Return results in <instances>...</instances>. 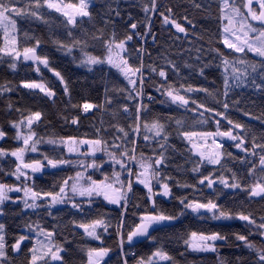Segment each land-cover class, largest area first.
<instances>
[{"label":"snow or ice","instance_id":"1","mask_svg":"<svg viewBox=\"0 0 264 264\" xmlns=\"http://www.w3.org/2000/svg\"><path fill=\"white\" fill-rule=\"evenodd\" d=\"M95 5L93 0H78L77 3L64 2V0H0V60H9L8 68L14 74L18 72V65L30 62L31 70L37 74L47 70L54 77V81L45 83L43 76L40 79H21L18 85L21 89L43 94L42 98L55 103L57 98V84L63 94L68 97L69 104L65 111H74L82 115H92L94 111H101L102 108H111L112 97L105 88V99L103 104H94L85 100L82 104H71V92L68 81L61 71L52 67L49 55L41 53L43 47L42 40L35 36L28 37L29 41H34L30 46L19 47L18 20L30 21L43 24L45 26L52 22L46 17L56 15L64 27L65 39L55 40L58 50L67 54H72L79 49L80 59L78 66L93 71L99 67L101 71L105 67L115 69L120 77L126 81L123 89L119 90L117 103H122L119 113L125 117H130L133 123L125 127H115L112 129L116 135L111 142L103 139L102 132L107 134L108 129H96V139H80L76 136L67 135L57 139H48L46 143L59 147L61 153L49 156L41 153L38 146L45 143L34 131V127L42 122L43 113L32 111L25 115L18 108H14L11 103L7 104L9 113L16 111L20 115L19 120L8 122V128L13 130V139L20 142L19 147L6 150L0 147V158H14L15 167L12 170L4 171L0 169V176L15 178V183L9 184L0 182V264H15L14 257L25 253L28 256L27 264H67L65 259L69 255L68 247L62 243H57L59 225L53 223L51 227L38 222L25 223L23 228L16 232L11 229L6 220L9 215L6 210L9 205L19 206L22 203L23 210L35 212H45L47 217L53 220V211L57 205L70 204L76 215L88 216L92 211L96 199H101L102 203L116 206L118 219L115 227V235L119 240V253L117 264H129V256L135 264H174L173 257L164 250L163 245L157 246L159 238L153 236L154 232L174 225L179 217L175 214H167L163 209H159L157 201L172 197V177L162 175V170L169 163L168 151H175L173 145L169 143L167 126L161 121L163 117H157L149 122L145 117L151 109L149 105L153 103L155 97L150 93L146 94L148 82L153 79L159 83L153 87L163 99L161 104L168 103L176 106L177 110L183 108L185 112L191 111L198 125H215V131H183L177 134L187 144L190 145L189 155L192 160L198 163L191 168V172L199 177L196 185L183 184L181 188H191L193 192L204 189L215 198L203 196L189 199L187 196L179 198V205L182 207L183 215L190 211L195 214L201 222L207 220L224 221L238 219L244 221L250 227H255L256 235L264 241V216L257 218L251 212L241 210L235 214L225 210L218 200L231 193L233 197L242 195L246 201L259 198L264 200V134L259 138L252 133L249 126L238 121L229 119L232 107L239 108L243 103L242 99L233 100L230 92L241 85L251 83L252 87L264 93V0H220L219 8L221 15L218 22L223 26L218 30L219 43L228 50L227 54L220 48L209 49V56L213 59L205 61L202 59L204 49L190 47L185 50L192 63H185L184 70L198 72L204 79L207 77V70L215 67L223 69V100L217 99L221 95L219 91L213 93L207 87H184L183 83L176 86L173 77H181V68L172 60L167 59L166 63L159 65L153 62L145 65L144 57L150 56L145 45L151 37V43L155 44L157 37L152 32V16L159 14L162 23L175 29L177 37L180 34L187 39L192 36L194 39H201L196 36L197 27L187 15L183 17L184 23L172 18L174 16L171 7H163L158 0H148L144 3L142 11L145 14V21L136 22L129 17L126 22V31L123 38L117 35L115 30L111 36H106L103 29H96L100 35L89 36L88 31L83 27L84 22L93 19L91 9ZM191 7L200 9V0H193ZM151 14V15H150ZM122 19L119 7L113 9L110 6L102 17V22L107 25L112 21L115 29V21ZM227 21V23H224ZM253 22H257L255 26ZM75 33H80L78 38ZM91 41L93 49L96 44H100L105 50L103 57L92 55L87 49ZM189 43H191L189 41ZM140 46L137 47L136 45ZM131 46V51L129 50ZM195 51L193 58L191 53ZM134 53V55H133ZM248 53H255L260 58L259 66L246 59ZM229 57H232L230 59ZM77 58L73 56V60ZM135 65V66H134ZM148 72L145 76L144 73ZM13 89L7 83L0 85V95H9ZM203 93L206 97H211L214 101L212 106H207L205 102L198 103L189 97L193 94ZM145 99L148 101L144 103ZM113 116L116 113H112ZM248 116L249 112L244 111ZM64 124L70 127H79L80 115L62 117ZM169 119H172L171 117ZM264 127V115L255 117ZM222 121H226V130H221ZM186 121L176 119L177 127H182ZM249 137H251L249 139ZM8 139V132L0 126V141ZM143 143L145 149L152 152L147 156L144 152L137 155L139 144ZM210 141V143H209ZM226 142H230L226 147ZM229 147L237 150V155L229 151ZM86 148V151H82ZM35 153L41 158L27 160L26 154ZM97 153H103L105 159L97 157ZM75 155L76 159L71 157ZM233 161L240 165L238 171H233L225 165ZM211 166L213 169L219 168V174L204 170ZM111 168V174L105 169ZM62 171L65 169H79L74 175L62 178L52 186V190L38 189L36 186L37 174H43L47 170ZM119 169V170H117ZM91 170V172H89ZM99 173L102 178H93ZM259 173V175H257ZM252 180V183H249ZM179 184V182H176ZM58 189V190H57ZM144 192L147 208L133 202V196L137 191ZM10 193H22L13 200ZM136 209L132 213V223H128L129 208ZM106 214L98 213L95 219L88 222L71 221L74 228L83 229L86 237L94 241H100L98 247H88L85 250L86 264H108L111 259L112 250L103 246L102 235L109 231L110 219L105 218ZM102 230V231H101ZM11 233V234H10ZM250 235H236L238 241L243 242L245 248L250 250L254 259L250 264H264V244L257 246L251 242ZM226 237L219 231H191L184 240L187 249L194 252H215L216 242L224 241ZM149 242V248L154 249L150 255L137 256L136 253H129L125 248L131 249L136 245ZM223 264V262H221ZM237 264H249L248 261L237 257Z\"/></svg>","mask_w":264,"mask_h":264},{"label":"trees","instance_id":"2","mask_svg":"<svg viewBox=\"0 0 264 264\" xmlns=\"http://www.w3.org/2000/svg\"><path fill=\"white\" fill-rule=\"evenodd\" d=\"M64 2L77 3L78 0H64ZM202 7L200 9H195L191 7L193 0H158L163 7H171L174 13L172 18L176 19L178 22L184 23V26L189 28L183 17L187 15L189 19L197 27L196 36L201 37V39H194L189 36L187 39L184 38L183 34L177 37L175 29L171 28L169 25H164L159 14L152 16V32L156 34L157 40L155 44L151 43V37L148 38V43L145 45L146 51L150 53V56L144 57L145 65H151L154 61L159 65L166 63L167 59L172 60L181 68V77H173V81L176 82V86L179 87L180 83L184 84V87L189 85L193 87H207L209 91L215 93L219 91L220 96L217 97L219 100H223V69L222 66L219 70L215 67L206 71V79L200 77L198 72H189L184 70L185 63H192L188 54L185 52L186 49L190 47L203 48L204 53L202 59L205 61L213 59L209 56V49L220 48L227 54L228 50L224 49L219 43L220 37L217 35L218 30L222 28V24L218 22V17L220 13V0H200ZM95 5L91 9L93 19L91 21H85L83 27L88 31L89 36L95 34L100 35L96 29H103L106 36H111L113 31L117 33L120 38H123V34L126 31V22L129 21V17L133 21L143 22L145 21V14L142 11V6L144 3H148V0H93ZM113 9L119 7L122 19H117L115 21V29L112 27V21H109L107 25L102 22V17L108 11V7ZM151 15V14H150ZM52 23L45 26L43 24L33 23L30 21L18 20V28L20 29L18 40L19 47L22 49L24 46H30L34 41H29L28 37L35 36L40 38L43 43L41 53H46L49 55L52 61V67L61 71L68 81L69 89L71 92V104H82L85 100L94 104H103L105 99V88L108 89V94L113 99V104L111 108H102L101 111H94L92 115H82L74 111H65V108L69 104V99L65 96L62 90L59 89L57 84V98L55 103L43 99V94H39L38 90L35 92H30L26 89H21L18 87L21 79H40L43 76V82L49 83L54 81V77L47 70L42 69L41 74H37L31 70V65L29 63H21L18 65V72L13 73L9 70L8 64L9 60L4 58L0 60V85L5 83L9 84L13 91L9 95H0V126H3L8 132V139L6 141H0V147L6 150H12L19 147V142L13 139L15 133L13 130L8 128V122L12 120H19L20 115L16 111L9 113L7 109V104L11 103L14 108L20 109L25 115L32 111H41L43 113L42 122L38 126L34 127V131L39 137L43 138L45 143L38 146L41 153H47L49 156H55L58 153L65 155L66 153H61L59 147L53 148V146L48 145L46 141L48 139H57L61 137L72 135L77 138H88L96 139V129H108L107 134L101 133L100 135L104 140L111 142L113 136L116 133L112 130L115 127H125L128 124L133 123L130 117H125L119 113V109L122 107V103H117V99L123 100V97H118L120 89H123L126 85L123 77H120L116 73L115 69H109L105 67L103 71L99 67L93 69V71H88L84 67L78 66L80 59V51L76 49L72 54H67L57 49L54 41L63 40L65 43H71V41L65 39L64 27L60 22V19L56 15L51 17H46ZM258 26V25H256ZM28 33V37L24 33ZM78 38L80 33H75ZM189 41L191 43H189ZM0 43H2V34H0ZM137 47L140 45L137 44ZM92 55H99L103 57L105 55V50L100 44H96L93 49L91 41H89V47L87 49ZM131 51V46L129 48ZM134 55V53H133ZM196 55L195 51L191 53L194 58ZM73 56L77 59L73 60ZM232 59V57H229ZM246 59L252 63L259 66L260 58L254 53H248ZM135 66V65H134ZM145 76L148 75L146 71ZM159 83V80L153 79V81L148 82L146 88V94L150 93L155 97V100L151 105H149L151 111L145 119L151 122L157 117H163L161 121L167 126V131L169 134V143L174 146L175 151L169 149V163L165 169L162 170V175L172 177V197L165 198L157 201L159 209H163L167 214H175L179 217L177 222L171 227L164 228L153 233V236L159 238L157 246L163 245L164 250L168 251L169 255L173 257L174 264H237V257H241L244 260L250 262L254 257L250 254V250L244 247L243 242L236 239V235H250L251 242L255 243L258 247L264 244V241L256 235L255 227H250L244 221L238 219L224 220V221H213L207 220V222H201V220L190 211L182 212V207L179 205V198L187 196L189 199L193 197H206L215 198L210 194L207 189L199 192H193L191 188H181L179 185L188 184L196 185L199 177L191 172V168L198 163L197 160H192L189 155L190 146L187 141H184L177 134L183 131H215V125L203 124L198 125L196 120L191 113L185 112L183 108L177 110L176 106L170 105L168 103L161 104L160 101L163 97L157 93L153 87L154 84ZM231 98L233 100L242 99L243 103L239 108L232 107L229 113V119L233 121H238L242 124L249 126L257 138L264 134V127L261 126L260 121L256 120L255 117L264 115V93L255 90L251 83L241 85L239 88H234L230 92ZM191 100H195L198 103L205 102L207 106H212L214 101L211 97H206L203 93L193 94L189 97ZM145 104L148 101L145 99ZM248 111L249 115L245 116L244 111ZM112 113H116L115 116ZM73 115H80L79 127H70L64 124L62 117L68 116L69 118ZM172 119H169V118ZM176 119H181L186 121L182 127H177L175 124ZM226 121H222L221 130H226ZM251 137H249L250 139ZM139 148L137 150V155L140 152H144L145 155L151 156L152 152L145 149L143 143L137 141ZM230 142H226V147H228ZM86 150V148H82ZM229 151L233 152V155H237V150L229 147ZM100 159H107L103 153L97 155ZM41 158L37 154H27L26 159H39ZM76 159L75 155L71 157ZM227 168L233 171H238L240 165L233 161H229L225 165ZM15 163L14 158H0V169L4 171H9L14 169ZM79 169H65L62 171L47 170L43 174H37L36 186L38 189L43 188L44 190H52V186L57 182L61 181L62 178L74 175L75 171ZM119 170V169H117ZM105 171L111 174L112 169L107 168ZM221 170L219 168L213 169L211 166L204 170V174L208 172H216L219 174ZM91 172V170H89ZM259 175V173H257ZM93 178H102L99 173L93 175ZM179 182L177 184L176 182ZM0 182H5L9 184L15 183V178H7L0 176ZM249 180V183H252ZM58 190V189H57ZM13 200H16L19 193H10ZM133 202L140 204L141 207L147 208L148 205L145 203L144 192L137 191L133 196ZM218 202L224 206L225 210L233 214L244 210L246 213L251 212L254 217L257 218L259 223V217L264 216V200L259 198L246 201L242 195H237L233 197L229 193L226 197H221ZM22 203L19 206L9 205L6 209L9 213L6 224L16 232H19L23 228L25 223L38 222L42 225L49 226L53 223L59 225V234L57 235L56 242L62 243L65 247L69 249V255L65 257L67 264H86V254L85 250L88 247H98L101 245L100 241H94L84 235L83 229L74 228L71 221L75 219L77 222H88L91 219L98 218V213L106 214L105 218L110 219L111 226L109 231L102 235V242L104 247H108L112 250L110 253L111 259L108 264H117L118 253H119V240L115 235V227L118 219V212L116 206L107 205L102 203L101 199H96L92 211L88 216H80L75 214V210L70 207V204L58 205L56 210L53 211V216L56 217L53 220L47 217L45 212H35L31 210H23ZM136 212L135 208L130 206L129 208V219L128 223H132V213ZM102 231V230H101ZM191 231H206L208 233L212 231H219L222 235L226 237L224 241L216 242L215 252H194L191 249H187L184 240L187 238V234ZM11 234V233H10ZM154 249L149 248V242L144 241L141 244L136 245L134 248H125V251L129 253H136L137 256L140 255H150L151 251ZM25 253L20 256L14 257L15 264H27L28 256ZM129 264H135V261L129 256ZM161 264H167V262H161Z\"/></svg>","mask_w":264,"mask_h":264},{"label":"rangeland","instance_id":"3","mask_svg":"<svg viewBox=\"0 0 264 264\" xmlns=\"http://www.w3.org/2000/svg\"><path fill=\"white\" fill-rule=\"evenodd\" d=\"M224 23H227V21H224ZM256 26V25H255ZM255 54V53H254ZM80 139H88V138H80ZM209 143H210V141H209ZM19 146H21L20 145V142H19ZM190 146V145H189ZM82 150V149H81ZM82 151H84V150H82ZM86 151V150H85ZM28 154H35V153H28ZM99 154H101V153H97V155H99ZM27 155V154H26ZM19 196H22V193H19ZM58 206V205H57ZM208 252H210V251H208Z\"/></svg>","mask_w":264,"mask_h":264},{"label":"water","instance_id":"4","mask_svg":"<svg viewBox=\"0 0 264 264\" xmlns=\"http://www.w3.org/2000/svg\"><path fill=\"white\" fill-rule=\"evenodd\" d=\"M253 23L258 25V23H257V22H253ZM28 63H30V62H28Z\"/></svg>","mask_w":264,"mask_h":264}]
</instances>
